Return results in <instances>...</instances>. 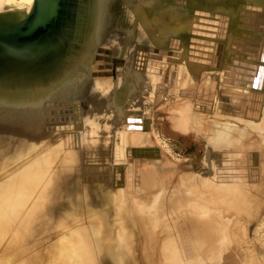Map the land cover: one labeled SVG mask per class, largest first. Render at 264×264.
<instances>
[{
  "label": "bare ground",
  "instance_id": "1",
  "mask_svg": "<svg viewBox=\"0 0 264 264\" xmlns=\"http://www.w3.org/2000/svg\"><path fill=\"white\" fill-rule=\"evenodd\" d=\"M254 1L250 6L244 5L246 10L252 18L262 15L264 19V2ZM198 2L140 0L138 7H135L134 0H47L44 23L37 22L36 28L26 34L20 29L14 35L16 39L6 32L2 36L0 33V142L7 150H0V164L5 163V155L12 154L24 159L34 157L35 164L31 165L30 170L42 186L39 187L42 191L37 193L38 198L41 200V194L50 193L48 203H65L68 207L84 209L89 213H92L95 205L115 202L111 198L116 191L109 183L115 186L119 184L124 189L126 187L134 193L132 197L136 205L151 207L150 225L163 217L165 226L161 231H153L154 237H151L155 255L153 264H216L215 246L210 243L211 239L220 235L227 239L228 246V241L233 239L235 222L240 220L245 223L249 217L243 208L259 199V194H255L254 190L257 188L256 175L261 176L262 172H256L250 181L240 178L239 174L245 162L256 158L259 151L256 128L264 117V22L248 20L243 26L248 31L244 29L246 33L243 34L241 27L242 34L240 30L238 34L237 28L231 29L229 20L223 22L225 16L223 20L219 17L223 23L216 16L222 27L216 23L214 26L221 28L215 29V9ZM235 7H229L232 11L227 9V12L235 13L239 6ZM163 10H169L174 15L175 19L170 17L173 19L172 25L166 24V19L161 16ZM239 11L241 14L243 9ZM96 14L99 17L102 15L100 22L99 17L93 18ZM92 18L99 19L98 23H93ZM137 20L152 22L155 28L147 27L142 33L128 29ZM87 26L101 31L104 37L102 41L106 43L95 47L92 60L94 69L89 70L87 80L61 79L59 74L71 72L68 70L71 63L67 62L63 53L66 43L72 35L81 37ZM122 38L126 40L125 44H122ZM117 42H121V45ZM99 48L105 50L104 53H99ZM128 51L131 53L129 62L132 68L127 62L113 69H98L99 65L123 62L117 56ZM98 55L100 60L96 59ZM173 58H178V61L170 63ZM175 63L186 66L183 81L177 70L171 68ZM163 65L166 67L162 68ZM158 67L161 70L154 71ZM107 70H112L113 75H105ZM100 73L104 75H98ZM164 75L170 81L172 75H176L174 80L177 83L175 85L174 82L172 86L177 87L181 81L183 88L187 86L189 90L185 95L190 100L180 103L176 97V94H181L178 87L173 89L166 83L163 84L164 92H159L161 80L166 81ZM119 80L125 86L122 88L123 94L120 92L122 90L114 93V89L105 87V83ZM159 81L160 85L155 89L148 85H156ZM171 88L176 91L171 102L172 111L169 110L172 116L169 119L170 127L186 137L206 140L204 165L207 170L205 174H200L207 177L204 183L191 176L182 179L177 167L149 138L151 122L146 105L156 102L161 95L171 93ZM181 92L184 94L183 89ZM120 93L122 97L130 96L125 113L130 112L126 122H129L127 127L133 129H128L134 137L131 147L134 151L137 145L142 148L151 165L147 170L136 173L137 161L133 158L130 165L120 169L115 180L109 177L103 179L99 173H92L89 176L97 182L88 180L87 185L84 182L69 183L68 177L79 170L81 163L85 164L88 148L92 146L88 131L95 125L99 126L97 115L109 114L115 118L110 102L115 99L113 96L119 97ZM83 117L88 119L84 124H79ZM230 176L232 179L229 180ZM101 182L107 186L101 185ZM240 192L243 195L237 200ZM2 200L4 198L0 197V202ZM182 205L186 207L185 211L178 209ZM0 208V223L6 222L9 220L8 212L3 213L5 210ZM38 209L37 222L31 226L46 222L41 207ZM170 209L179 212L169 216L167 211ZM119 210L114 214L121 215L122 208ZM72 217L76 220L75 213ZM109 217L106 218V229L121 224L116 217ZM59 222L62 223L61 218ZM21 225L23 231L26 224L21 223L20 228ZM44 229L47 231V224ZM238 230L239 241L244 242L246 249L245 245L250 241V227L243 226ZM124 232V237L129 240L125 227ZM69 234L70 247L74 251L71 257L81 264H121V259L128 255L133 260L127 264L140 261L138 246L135 247L132 240L123 246L124 253L120 258H117V251L122 247H117L123 244L108 246L107 241L99 246V257L86 252L80 245L82 237L88 235L86 231ZM23 238L21 234L17 237L15 248L20 246ZM231 247L225 253L229 263L238 261L232 253L235 248ZM258 264H264V253L259 254Z\"/></svg>",
  "mask_w": 264,
  "mask_h": 264
},
{
  "label": "rangeland",
  "instance_id": "2",
  "mask_svg": "<svg viewBox=\"0 0 264 264\" xmlns=\"http://www.w3.org/2000/svg\"><path fill=\"white\" fill-rule=\"evenodd\" d=\"M198 1L200 5H205L209 8L215 9V18L213 19V21H215L213 23L215 24H213V26L217 23V26L219 25L222 27V23L229 20V24L231 23L230 25H232L231 29L236 30L237 28L236 33H238L237 31H239L242 27L243 34H245L246 32L244 31L248 30L243 26H245V23L248 20L253 19V21L256 22H264V19L261 17L262 15L254 16V18H252L253 16L248 13L244 6L245 4L246 6H250V4L255 2L254 0ZM139 2L140 0H134L133 6L138 7ZM262 2L264 1L262 0ZM46 4L47 0H0L1 36L6 32L8 35L14 37L16 32L20 29L24 30L23 33L26 34L27 31L36 28V21L39 23H44L46 19V17L44 16ZM231 6H236L235 9L238 6L239 8L237 9V11L234 9L236 11L235 13L227 12V9L232 11V8H229ZM130 8L131 5L128 9ZM223 8L226 10L223 11ZM216 9H219L221 12ZM242 9L243 11L240 14L241 11L239 10ZM218 12L221 14H219ZM232 13H234L233 15L235 16V18L233 15H231ZM97 15L98 14L93 16V18L99 17ZM136 15H138V11ZM161 16L168 22H166V24H173V19L171 18L174 15L170 14L169 10H163ZM216 16H218V21L222 22V17L224 16L225 20L221 24H219V22H217ZM30 17L31 20L29 19ZM219 17H221L222 20ZM93 18L92 20L94 22H92L95 23V21L97 22L99 19L100 22L103 17L102 15H100L99 19L95 20ZM173 18L175 19V17ZM28 21L29 23H27ZM147 27L148 29H154L155 24L149 21L148 23H146V21L137 20L134 21L128 29H135L138 30V33H142L146 31ZM216 27L214 26L215 29L221 28ZM25 29H27V31ZM90 29L91 31L94 30L97 33L93 31L92 33ZM96 29V27L94 29L93 26H87V29L81 37L72 35L69 38L70 41L68 40L69 43H66L65 52L63 53L65 54L64 58L67 60V62L71 63V69L68 70L71 71L70 74H72L66 75L65 73H61L59 74V77L61 76V79L66 80V77L67 80H77L80 78H85L86 80L89 79V70L94 69L92 60L93 54L95 53V47L96 45L98 46V44L100 45L104 43L102 41V39L104 38L102 32L97 31ZM166 29L168 28L166 27ZM242 31L240 32L241 34ZM250 33H252V35L255 34L254 32H249V34ZM23 39L25 40L27 38L23 37ZM113 40L115 41V39ZM122 40V44H125L126 40H124L123 38ZM118 44L120 46L121 42H119ZM66 47L68 49H66ZM115 48L119 49L118 46H115ZM245 49H247V47ZM125 50L127 51V49ZM130 56L131 53L128 51L125 52L124 55L118 54L117 58L123 60V62H125L126 64L127 62H129ZM126 59L128 60L126 61ZM177 59L178 58H173L172 60H170V63L178 61ZM130 63L131 61L129 62V64ZM129 64L128 66H131L132 68V64ZM163 67L166 66L163 65L162 68ZM171 68H175V70H177V72L182 76L183 81L184 76L187 72L186 66H180L179 64L175 63V65H173ZM156 70H161V67H158L154 71ZM166 75H164V80L166 81L163 82V80H161L162 88L163 84L165 83L166 86H172L174 85V82L176 85L177 81L174 80L176 75H172L171 81ZM181 84L182 83L180 81L177 87L178 90H180L181 98L185 100H181L178 94H176V97L178 96V101L180 103H183L189 101L190 99L187 100L186 97H189L188 95H185L189 91L187 86L183 88L184 86H182ZM148 85L150 86V88L155 89L156 86L160 85V81L158 82V84L156 83V85ZM105 87H108V90L114 89L113 92L115 91L116 93H118V91L122 90V88H124L125 86L123 85V82L119 80L118 82L111 81L105 83ZM174 87L177 88L176 86H172L173 89ZM172 88L169 90L171 93H168V95H161L156 102L154 101L146 105L147 116L149 118V121L151 122L149 138L154 143V145L161 150V153H163L165 157L177 167V169L181 173L182 179H184L185 177L189 178L191 176L196 177L204 183L207 177L200 174H205L207 170V166L204 165L206 156V140L197 137H186L184 135L178 134L176 130L170 127L169 119L171 115L169 112L172 111L173 107L171 102L174 101L173 94H175L176 91ZM182 89L184 94H182L181 92ZM185 90H187L186 93ZM120 92L123 94V90ZM103 93L104 92H101V94ZM121 93L119 97L113 96V98L115 99H112V101L110 102L112 106H110V108L114 111L115 118L111 117L109 114H101V116L97 115L98 119H100L99 126L95 125V128H93L91 131H88V136L91 139L92 146L88 148L89 154L85 156V164L83 165V163H81V167L79 168V170L73 172L68 177L69 183L75 181L77 182V184L84 182L87 185L89 183L88 180L97 182L96 179L91 178L92 176H89L92 173H99V176L103 177V179L109 177L115 180L117 175H119L120 173V169L126 167L127 165H130L133 158H135V160L137 161L136 173L138 171L141 172L143 170H147L151 165V163L146 160V153H144V150L142 148L137 145V149L134 151L131 147V144L134 142V137L130 135L128 129H133L127 127V123L129 122H126V118L129 113H125V110L129 107L128 102L130 96L122 97ZM150 94L153 95V93ZM120 98L123 100L118 102V100H121ZM124 102L126 104H124ZM86 119H88V117H83V119L78 123L84 124V121ZM260 122L261 123L256 128L259 137L258 156L254 159L247 160L245 162L243 171L239 174L240 178H247L250 181L251 177L254 176L256 172H262L261 176L256 175V179H258L256 181L257 188L254 190L255 194H259V199L258 201L252 203L249 207L243 208L244 212L246 214H249V217L247 218L245 223L240 220L235 222L236 225L232 230L233 239H231V241H228V246L227 239L225 240V238L220 235H216L211 239L212 241L210 243L215 246L216 264H255L256 261V264H258L259 254L264 253V117H262ZM0 150L7 152L5 145L1 142ZM93 152H96V154L90 155L93 154ZM32 164H35L34 157L29 156L27 159H24L12 154L9 156L5 155V163L0 164V197L4 198V200L0 202V207H2V210H5L3 213L8 212L7 214L9 215V220L0 223V264H81L79 260H75L73 257H71L74 251L72 250V247H70L69 232L73 231H86V233L88 234L82 237V243L80 244L86 252H92L94 255L100 257L101 248L99 246L103 245L104 243L106 244L108 241V246L123 244L117 247L118 249L122 247L119 251H117L119 253V256L117 258H120L124 253L123 246L127 245L128 241L130 242L132 240L131 242L134 241L133 243H135V247L138 246L137 253L140 256V261L136 264H153L155 255L152 249L153 242H151V237H154L153 231H161L165 224L163 221V217H160L157 220L156 224L150 225L148 223L151 207L143 208L136 205L132 197L134 193H132L126 187L125 189L122 188L118 183L117 186H115L114 183L113 185L109 183V185L112 186L116 191V194L114 193L111 198V200H113L114 198L115 202L112 204H106L104 206L95 205L93 207L92 213H89L84 209L77 210L76 207H68L67 205H65V203H48V197H50L49 199H51L50 193L41 194V200L37 196V193L42 191V188H39L42 186L38 184L37 180L34 179L35 176L32 175V171L30 170ZM230 179H232L231 176L229 180ZM101 185L107 186L105 182H101ZM252 185L255 184L252 183ZM242 195L243 194H241L240 192V194L237 196V200L240 199ZM37 206L41 207V210L44 212L46 222L31 226V224L37 222L38 219L39 209ZM180 206H178V209L183 211L186 210L185 206ZM36 208L38 209V211ZM120 208H122L121 215H115L114 212L120 211ZM173 212L179 211L170 209L167 211V214L170 216ZM73 213H75L76 220L72 217ZM109 215L110 219H113V216L116 217L117 222L121 223V226L119 225L116 228L109 227L106 229V218ZM31 216L35 217L32 218ZM60 218L62 219V223L59 222ZM21 223L26 224V228L23 231L22 225L20 228ZM46 224L47 231L44 229V226H46ZM243 226L250 227V241L247 245H245L247 247L246 249L244 247V242L239 241L238 235V229H241ZM124 227L129 233V240L124 237ZM66 231H68V233ZM20 234L21 236H24L23 241L20 246L18 245V247L15 248L14 246L16 244L17 237ZM158 237L159 236H157V238ZM231 246H234L235 248L232 253L236 255L235 258L238 261L232 260L229 263L225 258V253L227 251L229 252L230 248H232ZM78 251L81 252V250ZM131 260H133V257L128 255L122 258L120 263L127 264Z\"/></svg>",
  "mask_w": 264,
  "mask_h": 264
},
{
  "label": "water",
  "instance_id": "3",
  "mask_svg": "<svg viewBox=\"0 0 264 264\" xmlns=\"http://www.w3.org/2000/svg\"><path fill=\"white\" fill-rule=\"evenodd\" d=\"M30 20H31V17L29 18ZM28 19V20H29ZM29 20V21H30ZM29 21H28V23H29ZM37 23V21L35 22V24ZM26 31H27V29H25ZM104 51L105 50H103L102 48H99L98 49V52L99 53H104ZM96 59H98V60H100V56L98 55L97 57H96ZM104 61H109V59H105ZM118 64H121V65H125V62H122V61H116L114 64H112V63H108V64H106V65H99L98 66V69H102V70H104V69H113V68H116V65H118ZM98 75H104V74H102V73H100V74H98ZM105 75H108V76H111V75H113V71L112 70H107V72H105ZM120 75V74H119ZM162 87H159L158 88V91L159 92H163L164 91V88H162ZM130 113V112H129ZM136 114L137 115H142L141 114V112H136Z\"/></svg>",
  "mask_w": 264,
  "mask_h": 264
}]
</instances>
